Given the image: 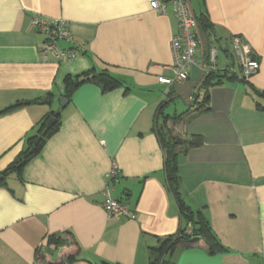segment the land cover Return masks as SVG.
<instances>
[{"label": "crops", "instance_id": "obj_1", "mask_svg": "<svg viewBox=\"0 0 264 264\" xmlns=\"http://www.w3.org/2000/svg\"><path fill=\"white\" fill-rule=\"evenodd\" d=\"M188 4L212 29L198 28L187 79L162 84L158 76H173L170 40L177 31L169 4L161 13L147 0H0V172L37 134L44 116L54 112L59 120L39 153L0 186V264H42L37 248L64 262L72 246L53 249L46 243L52 234L77 244L74 264H149L148 247L181 225L152 130L157 116H167L174 137L201 138L186 150L176 146L180 192L225 247L210 254L197 239L176 249L171 260L264 264V110L258 108L264 102V0ZM36 16L63 19L71 42L58 45L81 51L44 60L43 35L31 26ZM233 36L249 46L257 70L245 81L224 78L209 89V109L194 108L208 46L216 48L215 69L239 73ZM88 71L106 72L121 84L104 91L87 81L66 98L64 77ZM60 97L67 99L63 108ZM113 163L118 181L111 195L135 212L134 219L109 218L101 206Z\"/></svg>", "mask_w": 264, "mask_h": 264}, {"label": "trees", "instance_id": "obj_2", "mask_svg": "<svg viewBox=\"0 0 264 264\" xmlns=\"http://www.w3.org/2000/svg\"><path fill=\"white\" fill-rule=\"evenodd\" d=\"M197 24L199 30L211 32L212 25L209 22L206 15L198 17ZM210 46H208L209 49ZM227 56L232 59L230 52H227ZM238 79L236 73H231L228 69H211L207 72H203L201 80L198 85V90L193 91V106L196 109H209V89L212 86L218 85L223 79ZM92 81L99 83L102 90L106 91L119 86L121 83L118 79L110 76L106 72L95 74L92 71L83 72L79 75L71 76L66 75L63 79L64 82V94L67 97L82 83ZM245 81V80H240ZM264 101V92L260 93ZM18 104L10 105L4 108L1 112L9 111L17 107ZM258 108L264 110L263 104L258 105ZM55 116L53 125L49 128L45 127L47 119L51 116ZM161 115V114H160ZM58 115L54 112H50L48 115L42 118L37 134L30 136L26 139V146L20 151L15 160L10 163L4 170L0 172V186L5 183V177L15 171L19 172L22 166L33 156L37 155L41 150L45 139L49 137L59 125ZM167 116H161L158 120V116L155 119L152 130L155 132L160 147L164 154V180L166 189L174 200L179 216L181 225L175 234L159 237L156 240V244L148 247V261L149 264H174L171 260L172 253L179 248L188 247L192 242L197 239H202L205 243L208 253L213 254L221 251H225V247L220 244L215 235L212 233L210 226L199 211H195L185 201L180 192V180L177 172V154L176 146L179 144L183 150L189 147L198 145L201 142L199 136H192L190 140H181L174 137L171 134L170 129L166 125ZM48 246L57 248L59 246H72L73 253L65 257L63 264H74L76 262L75 253L77 250L76 243L65 242L61 237L56 234L49 235L46 241ZM46 251V250H45ZM45 251L41 248L35 250V259L44 260ZM78 264H91L87 261L80 260ZM99 264H112L109 262L101 261Z\"/></svg>", "mask_w": 264, "mask_h": 264}, {"label": "built area", "instance_id": "obj_3", "mask_svg": "<svg viewBox=\"0 0 264 264\" xmlns=\"http://www.w3.org/2000/svg\"><path fill=\"white\" fill-rule=\"evenodd\" d=\"M151 9L158 12H165L166 6H171L172 12L176 18L177 31L170 40V52L172 56L171 71L173 76L168 78L158 76L157 81L162 84H172L173 82H182L187 79L189 69L196 62L195 53L200 42L198 24L193 14L188 0H147ZM31 26L34 30L43 35L41 45L42 58L46 60L49 56L61 61L73 58L81 48H61L59 41L71 42L70 32L66 22L60 18H44L36 16L31 20ZM80 50V51H79ZM231 50L240 71L237 73L238 80H246L258 68V61L251 56V50L247 44L242 42L238 36L231 39ZM216 66V48L211 46L202 62V72L215 69ZM118 169L113 163L105 174V184L102 189L103 199L101 206L109 218L125 217L134 219L136 214L130 210L126 204L111 195L110 186L118 181Z\"/></svg>", "mask_w": 264, "mask_h": 264}, {"label": "rangeland", "instance_id": "obj_4", "mask_svg": "<svg viewBox=\"0 0 264 264\" xmlns=\"http://www.w3.org/2000/svg\"><path fill=\"white\" fill-rule=\"evenodd\" d=\"M217 57H218V59H219V61H220V58H221V54L219 53V51L217 52ZM58 100V99H57ZM58 104H59V106L60 107H62L61 106V104H60V102H59V100H58ZM63 108V107H62ZM169 110V112H171L173 109H172V107L171 108H169L168 109ZM167 111V110H166ZM177 111H180V108L178 107V105H177ZM45 260H44V262L42 263V264H63V262L62 261H57V260H60L62 257H60L59 255H58V253H52L51 255H48V254H45ZM35 264H41V263H35Z\"/></svg>", "mask_w": 264, "mask_h": 264}, {"label": "water", "instance_id": "obj_5", "mask_svg": "<svg viewBox=\"0 0 264 264\" xmlns=\"http://www.w3.org/2000/svg\"><path fill=\"white\" fill-rule=\"evenodd\" d=\"M58 100H59L61 106H64V105L67 103V99L64 98V97H60V98H58ZM54 121H55V116H54V115H51V116L47 119L46 124H45V127H46V128L51 127V126L53 125Z\"/></svg>", "mask_w": 264, "mask_h": 264}]
</instances>
